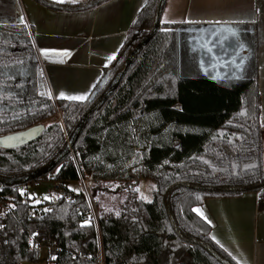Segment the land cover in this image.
<instances>
[{"label":"trees","instance_id":"obj_1","mask_svg":"<svg viewBox=\"0 0 264 264\" xmlns=\"http://www.w3.org/2000/svg\"><path fill=\"white\" fill-rule=\"evenodd\" d=\"M36 1L70 12L110 0ZM11 5L0 0V136L60 119L23 146L0 147V264L37 263L33 232L34 242L58 248L48 264H237L192 209L247 192H259L264 208L257 66L242 79L211 81L191 52L195 25L161 23L166 0H147L88 99L53 100L38 71L33 27ZM86 175L124 183L119 217L102 210L95 223L84 191L65 186ZM48 178L63 184V197L33 203L20 195L22 185ZM143 180L156 185L151 203L133 190Z\"/></svg>","mask_w":264,"mask_h":264},{"label":"crops","instance_id":"obj_2","mask_svg":"<svg viewBox=\"0 0 264 264\" xmlns=\"http://www.w3.org/2000/svg\"><path fill=\"white\" fill-rule=\"evenodd\" d=\"M19 2L24 23L33 27L38 62L44 67L50 98L55 100L62 99L61 92L90 96L92 86L99 82L104 69L113 61L108 62L107 57L113 53L116 57L122 49L128 31L147 0H110L94 8L70 12L48 8L36 0ZM64 3L71 2L65 0ZM161 23L216 25L219 32L228 30L229 33L239 28L247 55L239 76L242 79L250 67L257 66L260 122H264V0H166ZM41 48L67 50L68 54L57 51L44 55ZM191 50L198 58V52ZM203 74L208 78L211 75L205 70ZM232 79L233 76L231 79L223 77L217 82ZM142 182L144 185L151 181ZM68 184L65 186L69 187ZM195 208L201 209L211 221V236H215L236 261L264 264V208H259V192L208 198Z\"/></svg>","mask_w":264,"mask_h":264},{"label":"rangeland","instance_id":"obj_3","mask_svg":"<svg viewBox=\"0 0 264 264\" xmlns=\"http://www.w3.org/2000/svg\"><path fill=\"white\" fill-rule=\"evenodd\" d=\"M10 2L12 4L11 6L13 7V9L14 8L17 9L14 0H10ZM17 14H18V9H17ZM219 34L221 38L219 42L221 43V45L219 46L212 45L208 48H203L204 53L199 58L202 59L201 63L203 69L205 70V73L207 74L211 73L214 69H222V70L227 69L231 74V76L229 77V79H231L235 70L234 66H236L234 64V61L237 60V62H239L241 59H244L245 52L243 49H240L239 47L240 44H238V41L235 42L233 41V39H231V37L235 38L236 36L229 33L228 30H222L221 32H219ZM212 35L213 33L210 32L207 36L209 37ZM209 49H211V51H209ZM226 58L230 61V64L229 62L228 63L226 62L225 60ZM233 58H235L234 61ZM204 70L202 71L204 72ZM195 72L196 70L193 73ZM59 119H60V115L57 114L56 116H53L42 123L43 125H47L48 123ZM84 178H88V180L91 181L92 183L91 186L92 197L90 204L93 209V213H91V217L95 223H97V219L100 212L102 210L105 211V208L113 209L112 212H115V210L121 211L128 197V193L124 189V183L117 180H95L91 175H86ZM142 183L143 182L139 184L140 191L143 192L146 196H148L151 200L153 196L152 185L154 184L152 182H148V183H144L143 185ZM68 185H71L72 188L79 189L80 191L78 193L83 191V185L81 183V180L69 182ZM117 185H119V187H116ZM25 193L34 194V198L39 201L43 200V197L45 195L51 196V194H49L48 192V188L45 185L37 187L28 184L25 189ZM121 201H123V203H121ZM96 204L99 206L100 211L97 210L98 206L96 207ZM49 258L50 257L48 251L43 250L40 253V259L37 263L23 262V264H48Z\"/></svg>","mask_w":264,"mask_h":264},{"label":"snow or ice","instance_id":"obj_4","mask_svg":"<svg viewBox=\"0 0 264 264\" xmlns=\"http://www.w3.org/2000/svg\"><path fill=\"white\" fill-rule=\"evenodd\" d=\"M54 2H55V3H64L65 0H54ZM68 2L76 3L77 0H68ZM165 11H167V10H165ZM22 22H23V20H22ZM170 22H171V21H170ZM163 31L168 32L169 29L165 28V29H163ZM214 34H215V33H214ZM232 34H233V35H236V32L233 30ZM221 36H222V34H221ZM239 47H240V49H244L245 45L240 44ZM57 51H62L64 55H67V54H68V51H67V50H57V49H48V48H41V49H40V52H41L42 54H44V55H48L49 53H55V52H57ZM209 51H211V49H209ZM114 59H115V53H113V54H111V55H109V56L107 57V61H108V62H111V61L114 60ZM234 63H236V62L234 61ZM244 63H245V61H244L243 59H241V60L239 61V63L236 64V67H237L241 72L243 71ZM240 78H241L240 76H236V77H234V79H240ZM92 87L94 88V87H96V85L94 84ZM40 94L43 95V93H40ZM60 97H61L62 99H66V100H68V101H86V100L88 99V94L86 93V94H83V95H65V93L61 92V93H60ZM16 118H17V117H14V119H16ZM261 127H264V122L261 123ZM133 132H135V129H133ZM219 135H220V136H223L224 133L221 132V133H219ZM215 138H216V137H213V139H215ZM9 139H12V137H9ZM229 143H231V141H229ZM163 163H164V164H168L169 162H168L167 160H165ZM205 163H207V161H205ZM232 167L235 169V168H236V165L233 164ZM249 167H254V165H252V166H250V165H245V169H247V168H249ZM133 170L135 171V169H133ZM56 171H57V173H59V172H60V167H57V168H56ZM133 183L135 184V182H133ZM116 187H119V185H117ZM69 188H70V190L73 191V192H79V191H80V190L77 189V188H72L71 185H69ZM155 188H156V185H152V189L155 190ZM133 190H134L135 192L140 193V195L137 197V199H139V200H141V201H144V202L151 203L150 198H149L148 196H146L143 192L140 191L139 186H136ZM19 193H20L21 196H24V195H25V190H24V189H19ZM27 195H28V199L31 200L33 203H40V202H41V201H39V200H36V199L34 198V194H32V193H28ZM53 198H55V194H53L52 196L45 195V196L43 197V200H50V199H53ZM197 198L199 199V197H197ZM121 203H123V201H121ZM11 207H15V206L12 205ZM45 211H51V209H46ZM105 211H106V212H112L113 209L105 208ZM192 211L195 212V213H197V215H199L201 218H203L204 220H206L209 224L211 223V221L208 220L207 216L204 214V212H203L201 209H199V208H193ZM114 214H115L117 217H119V216L121 215V212H120L119 210H115ZM133 220H135V217H133ZM90 223H91V217H89L88 219L82 220V221H81V224H80V227L83 228L84 226L90 225ZM2 227H4V225H3V224H0V228H2ZM168 230L171 231V228H169ZM31 235H32V237H36V236L39 235V234L36 233V232H33ZM65 235H68V233H65ZM212 239L215 240L216 243L219 244V246H220L221 248H224V245H223V244H220V242H219L218 240H216V237H215V236H213ZM28 243L31 245L33 242H32V240L30 239V240L28 241ZM224 250L227 251L226 248H225ZM229 255H231V253H229ZM52 259H57V258H56V257H52ZM232 259H233V260H236L237 258H236L235 256H232ZM237 264H240V262L237 261Z\"/></svg>","mask_w":264,"mask_h":264},{"label":"water","instance_id":"obj_5","mask_svg":"<svg viewBox=\"0 0 264 264\" xmlns=\"http://www.w3.org/2000/svg\"><path fill=\"white\" fill-rule=\"evenodd\" d=\"M14 2H15L16 7L18 9V12H19V15H20L19 17L24 22V16L22 14L19 2H18V0H14ZM206 30H210L212 32H215L216 30H219V26L206 25V26L191 27L190 28V31L195 32V33H197L199 35L198 36L199 41L197 42V44H196V42L194 40V37H191L190 38V42H189L190 47L193 48V50L198 52V58L200 56H202V54L204 53L202 45L204 44L205 40L204 39L202 40L201 37L206 32ZM236 30H238L239 33L241 32V30L239 28H237V27H236ZM246 59H247V55L244 54V59L243 60L245 61V63H246ZM201 60L202 59L199 58V63L201 65V67H202ZM225 60H226L227 63L229 62V64H230V61L227 58ZM234 60H235V58H233V61ZM235 62H236V63H234L235 65L237 63H239V62H237V60ZM245 63H244V65H245ZM234 68H235V70H234L233 77H236V76H239L240 74H242L243 71L241 72L236 66H234ZM202 70H204L203 67H202ZM213 72L214 73L212 74V76L209 75V78L213 82H216V83H217V79H219V78L230 77L231 76L230 72L227 69H223V70L222 69H214ZM43 86H44V89H45V93L47 95H50L49 90L47 88V84H44ZM44 127H45V125L40 124V125L34 126V127L29 128L27 130H24V131H19V132L10 133V134H7V135L0 136V147H3V148H16V147L23 146V145L29 143L30 141L34 140L35 138H37L42 133ZM9 137H12V139H9Z\"/></svg>","mask_w":264,"mask_h":264},{"label":"built area","instance_id":"obj_6","mask_svg":"<svg viewBox=\"0 0 264 264\" xmlns=\"http://www.w3.org/2000/svg\"><path fill=\"white\" fill-rule=\"evenodd\" d=\"M38 71L40 73L42 83L47 84L46 78L44 75V67L42 66L41 63H39V65H38ZM47 96L50 98V95H47ZM81 183L83 185V191H84L87 199L91 203V197H92L91 186H92V183H91V181L88 180V178H81ZM29 184H31L33 186H37V187L45 185L48 188V192H49V194H51V196L53 194H55V198H60V197L64 196L63 184L60 182H57V181H53L51 178H48L47 180H34V181L30 182ZM26 187H27V185H22L20 187V189L25 190ZM91 213H93L92 207H91ZM30 239L33 242L31 245H33L37 250H39V251L47 250L48 251V254L50 257L49 259H52V257H55L58 254V248L55 246V244L52 241L42 240L39 242H34V237H32V235L29 236L28 240H30ZM100 264H102V262Z\"/></svg>","mask_w":264,"mask_h":264},{"label":"flooded vegetation","instance_id":"obj_7","mask_svg":"<svg viewBox=\"0 0 264 264\" xmlns=\"http://www.w3.org/2000/svg\"><path fill=\"white\" fill-rule=\"evenodd\" d=\"M210 32H212V31H210V30H206V32L202 35V40L204 39L205 40V42H204V44L202 45L203 46V48H208V47H210V46H219V45H221V43L219 42V40L221 39L220 38V34H219V30H216L215 32H213V35L212 36H207ZM208 33V34H207ZM215 33V34H214ZM232 34V33H231ZM233 35V34H232ZM198 34L197 33H191L190 34V36H189V38H188V41L190 42V38L191 37H194V40H195V42H196V44H197V42L199 41V39H198ZM236 37L234 38V37H231V39H233V41H235V42H237L238 41V44H242V35H241V32L239 33V31L238 30H236V35H235ZM214 72H211V76H212V74H213Z\"/></svg>","mask_w":264,"mask_h":264},{"label":"bare ground","instance_id":"obj_8","mask_svg":"<svg viewBox=\"0 0 264 264\" xmlns=\"http://www.w3.org/2000/svg\"><path fill=\"white\" fill-rule=\"evenodd\" d=\"M18 2H19V0H18ZM19 5H20V2H19ZM47 88H48V86H47ZM49 90V89H48Z\"/></svg>","mask_w":264,"mask_h":264}]
</instances>
